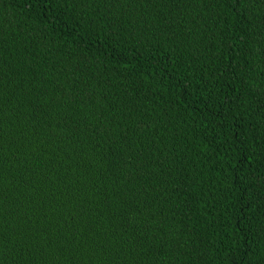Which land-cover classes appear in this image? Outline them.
I'll return each instance as SVG.
<instances>
[{
	"label": "trees",
	"instance_id": "16d2710c",
	"mask_svg": "<svg viewBox=\"0 0 264 264\" xmlns=\"http://www.w3.org/2000/svg\"><path fill=\"white\" fill-rule=\"evenodd\" d=\"M0 264H264V0H0Z\"/></svg>",
	"mask_w": 264,
	"mask_h": 264
}]
</instances>
